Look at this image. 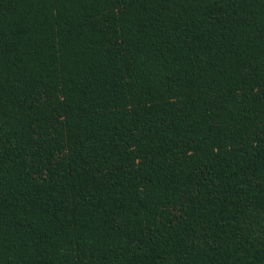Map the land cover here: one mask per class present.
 Returning <instances> with one entry per match:
<instances>
[{
	"label": "trees",
	"instance_id": "obj_1",
	"mask_svg": "<svg viewBox=\"0 0 264 264\" xmlns=\"http://www.w3.org/2000/svg\"><path fill=\"white\" fill-rule=\"evenodd\" d=\"M0 264H264V0H0Z\"/></svg>",
	"mask_w": 264,
	"mask_h": 264
}]
</instances>
